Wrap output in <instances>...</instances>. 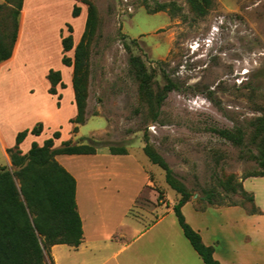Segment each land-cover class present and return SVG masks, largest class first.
<instances>
[{
	"label": "rangeland",
	"instance_id": "374dc122",
	"mask_svg": "<svg viewBox=\"0 0 264 264\" xmlns=\"http://www.w3.org/2000/svg\"><path fill=\"white\" fill-rule=\"evenodd\" d=\"M211 1L198 13L189 0H74L86 21L89 5L97 14L86 40L85 124L78 133L69 123L77 114L75 97L70 96L73 68L67 71L62 64L55 35L62 21L75 28L74 50L66 54L74 59L86 21L72 17L71 3L51 15L47 29H53L54 44L49 54L31 51V41L41 33L38 23L33 20L25 27L20 57L0 82V169L16 171L7 150L15 146L18 133L38 123L43 133L28 136L23 154L55 132L61 133L55 149L71 141L98 144L101 152L110 154L56 157L77 181L85 241L79 248L53 247L54 264H130L140 246L113 258L131 241L130 225L137 223V229L144 230L159 215H167L157 229L160 233L187 242L171 212L180 196L166 183L165 172L144 154L147 144L191 194L182 211L188 224L208 226L234 264H264V177L246 179L259 171L256 157L263 142L264 0ZM0 6V41L9 46L15 18L6 3ZM162 6L165 11L158 12ZM43 21L40 26H47ZM132 57L145 64L154 98L173 83L174 91L160 108L142 99ZM45 70L64 72L67 88L61 109L46 97ZM17 117L21 121L15 123ZM219 130L242 131L244 144L219 137ZM110 147L124 148L127 155L113 156ZM227 180L242 185L254 203L241 192H226ZM209 193L214 194L213 205L206 201ZM153 196L158 198L154 203ZM253 208L262 214L249 216Z\"/></svg>",
	"mask_w": 264,
	"mask_h": 264
},
{
	"label": "trees",
	"instance_id": "16d2710c",
	"mask_svg": "<svg viewBox=\"0 0 264 264\" xmlns=\"http://www.w3.org/2000/svg\"><path fill=\"white\" fill-rule=\"evenodd\" d=\"M189 2L198 13H204L212 3L211 0H189ZM6 4L12 9L16 31L9 46L0 41V64L12 57L18 38L19 18L24 0H6ZM0 8L3 9L4 6ZM165 9V6H162L158 12ZM81 14L82 9L75 5L72 17L76 19ZM96 17L95 8L89 5L85 31L75 48L74 59L66 56L74 50V29L71 25H66L69 36L62 37V64L73 68L72 88L77 114L69 123L74 126V133H78L79 126L85 124L86 72L89 56L86 40L89 32L95 28ZM130 63L139 79L142 99L160 108L168 94L174 91L173 83L168 82L161 94L154 98L151 92L152 78L145 64L137 57H132ZM47 81L50 85L48 93L58 96V108H60L62 95L58 94L57 89L58 87L67 88L63 82L62 73L50 70ZM261 125L259 131L263 134V142L259 146V154L256 157L259 171L247 176L246 179L264 177V119ZM42 133V123H38L32 130L18 133L15 146L7 150L16 171L12 172L7 167L0 169V264H54L51 257L53 247L64 245L79 248L84 241L83 223L77 205V181L57 162L56 157L95 156L101 148L98 144L73 145L71 141H67L63 142L60 148L55 149L54 142L61 139V133L55 132L52 138L46 140L42 146L34 142L29 152L23 154L20 146L28 136L40 137ZM217 134L234 145L244 144L242 131H238L237 134L229 130H219ZM109 151L113 156L127 155L124 148L110 147ZM144 154L153 165L165 172L166 183L180 196V200L173 208V213L184 237L204 264H221L214 257V248L206 246L201 235L186 221L182 209L192 197L187 188L175 178L165 159L148 144L144 148ZM223 189L232 194L241 192L251 203L255 201L253 195L245 192L242 185L235 184L232 180H227L223 184ZM213 198V193L206 195V201L211 205L214 204ZM261 214L259 209L253 208L249 216Z\"/></svg>",
	"mask_w": 264,
	"mask_h": 264
},
{
	"label": "crops",
	"instance_id": "0c3cea01",
	"mask_svg": "<svg viewBox=\"0 0 264 264\" xmlns=\"http://www.w3.org/2000/svg\"><path fill=\"white\" fill-rule=\"evenodd\" d=\"M5 3H6V0H0V5H3ZM70 3H71L72 11H73V8L75 6L74 0H24L23 9L21 11L20 18H19V33H18L17 42L15 44L11 59H9L8 61L0 65V82L8 76V74L12 71L13 66H15V64L17 63V60L20 57V53L25 43L24 30L30 21L31 22L33 20L36 21L38 23L37 24L38 31L41 32V33L39 32L40 35L38 37L35 34V37L30 43V48H31L32 53L39 54L40 51L41 52L44 51L43 53L45 54L51 53L53 49V44H54L53 29H47L51 23V15L53 14L58 15L59 13H62V11L64 10L63 8H65L67 5L70 6ZM67 8L68 10L70 9L69 7ZM80 18H83L84 22L86 21L85 15H83V13ZM43 20L46 21L45 24L47 23V26H40V24H44ZM65 27H66V24L62 21L58 25V28L56 29V35H55L56 43L60 47V51H62V53H63L62 37H65ZM46 34L49 36L46 37ZM74 36H75V31H74ZM45 38H48V39L45 40ZM66 70L68 71L69 68ZM49 71L50 70H45L43 77L48 75ZM60 72L62 73V77H63L64 72L62 71ZM63 82H64V79H63ZM49 87H48V90H49ZM70 89H71L70 96L74 100L72 86ZM57 90H58V94L62 95V100L60 101V108H57L58 107V96H52L48 93L46 97L50 99L54 103L55 106L57 104L56 108L58 110V109H61L63 106V102L65 99V90L61 89L60 87H58ZM53 100H55L57 103L54 102ZM72 106H73L74 114L77 113L76 105L74 104ZM15 121H16L15 123H18L19 121H21V118L17 117ZM22 146L23 144L20 146V148L23 150ZM30 148L31 146L27 148L26 151H29ZM100 150L98 154L95 155L96 157L99 155H105V156L110 155L106 151L101 152ZM151 199H152L151 201L154 203L157 201L158 198L153 196V198ZM186 205L182 209L183 212L186 208ZM166 216L167 215H159L158 217H156L154 223H152L151 225L147 227L145 226L144 230L142 229L138 230L136 227L137 223L130 225L131 230L134 231L131 241L129 242L127 246L122 247L117 253H115L113 258L118 259L120 255H122L127 250H131L133 247L140 246L141 248H139L137 256L133 257L130 264H204L203 260L194 251V249L191 247L188 240L187 242H184V240L179 235L177 238H170L168 234H162L157 230L159 226L162 224V222L164 221V219L166 218ZM191 227L201 235L203 243L206 246L214 248V251H215L214 257L217 261H219L221 264H234L227 257L228 255H227V252L224 251L225 249L224 248H222V250L219 249V246H218L219 242H217L215 238L213 237V235H211V232L209 231L208 226L203 227L199 225L197 221H194V223H191ZM83 231H84V227H83ZM121 241L122 240L117 241V242H121ZM60 246H64V245H60ZM57 247L59 246H55L54 248H57ZM189 247L193 249L195 254L194 252H191Z\"/></svg>",
	"mask_w": 264,
	"mask_h": 264
},
{
	"label": "bare ground",
	"instance_id": "6f19581e",
	"mask_svg": "<svg viewBox=\"0 0 264 264\" xmlns=\"http://www.w3.org/2000/svg\"><path fill=\"white\" fill-rule=\"evenodd\" d=\"M48 36H49V35H46V37H48ZM50 37H51V36H50ZM50 37H49V38H50ZM46 39H48V38H45V40H46Z\"/></svg>",
	"mask_w": 264,
	"mask_h": 264
}]
</instances>
